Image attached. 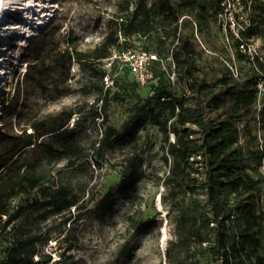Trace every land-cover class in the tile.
<instances>
[{
    "label": "trees",
    "instance_id": "trees-1",
    "mask_svg": "<svg viewBox=\"0 0 264 264\" xmlns=\"http://www.w3.org/2000/svg\"><path fill=\"white\" fill-rule=\"evenodd\" d=\"M225 1L136 0L122 9L114 31L99 44L60 53L82 66L101 64L133 35L149 38L150 76L156 83L144 97L131 88L128 116L104 143L125 148L119 179L90 211L93 218L103 219L117 195L129 193L146 160L139 147L142 131L154 127L161 134V158L167 167L162 178L171 234L166 264H264V104L257 106L264 98V52H245L259 34L258 24L251 17L246 23L238 21L233 33L229 22H219L230 43L208 60L196 48L194 31H186L193 27L209 32ZM249 9L255 10L252 2ZM239 16L233 13L232 19ZM235 61H247L248 71L235 72ZM114 83L102 81L95 87V117L102 124L117 98ZM81 112L62 109L26 123L30 132L24 126L16 141L0 147V264H50L52 255L45 247L61 235L67 237L68 230L60 229L56 236L47 221L76 206L85 194V185L78 196L71 183L58 181L53 173L59 162L69 172L89 164L96 142L85 147L77 135L66 134L69 121L75 116L78 121ZM126 222L134 232L147 223H134L131 215ZM64 258L59 254L53 262L62 264Z\"/></svg>",
    "mask_w": 264,
    "mask_h": 264
},
{
    "label": "rangeland",
    "instance_id": "rangeland-1",
    "mask_svg": "<svg viewBox=\"0 0 264 264\" xmlns=\"http://www.w3.org/2000/svg\"><path fill=\"white\" fill-rule=\"evenodd\" d=\"M135 1L50 0L55 5L54 16L38 34L27 39L24 35L8 33V43L0 40V58H6L4 52L8 51L10 58L6 61L11 62L10 73L0 83V147L16 141L15 137L23 134L26 123L62 109L82 111L78 121L76 116L69 121L66 134L77 135L85 147L96 142L89 150V164L83 168L69 172L62 167L63 162L56 164L53 173H58V181L71 183L78 196L85 185V194L76 206L62 210L47 221V227L56 236L60 229L68 230L65 239L61 235L60 240L55 243L53 239L45 247L44 251L52 255L50 264H54L59 254L65 256L62 264H166L164 251L171 234L166 223L163 202L166 191L162 178L167 167L161 158V134L154 127L147 125L142 131L139 147L146 160L142 174L129 193L117 195L112 211L103 219L93 218L90 211L107 188L119 179L125 148L116 143H104L114 136L128 116L131 88L135 87L144 97L151 93L156 83L150 76L149 38L133 35L113 48L111 56L101 64L94 62L82 66L75 59L66 60V56L60 54L65 49L86 51L99 44L108 31H114L116 17L122 9L131 7ZM244 1L226 0L219 21L212 24L207 33L197 32L193 27L186 29L194 31L196 48L203 59L218 56L225 45L229 46L224 24L219 28V22H229L235 33L238 21L246 23L250 17L258 24L259 34L245 46V52L250 56L262 55L264 0ZM250 2L255 10L249 9ZM236 12L240 15L238 20L232 19ZM15 21L11 18L10 23ZM20 39L27 40L22 50L18 49ZM229 51L233 53L234 48L229 47ZM248 68L247 61L233 64L237 73L244 74ZM102 72L105 74L101 78ZM111 80L115 81L113 91L117 98L110 103L107 123L102 124L101 119L95 117L99 108L94 101L95 87L102 81L110 85ZM258 102L259 107L264 104V98ZM4 107H7L6 112H3ZM25 131L30 132V128L26 127ZM261 171L264 173V166ZM128 215L134 223L139 219L147 223L134 232L127 225Z\"/></svg>",
    "mask_w": 264,
    "mask_h": 264
},
{
    "label": "bare ground",
    "instance_id": "bare-ground-1",
    "mask_svg": "<svg viewBox=\"0 0 264 264\" xmlns=\"http://www.w3.org/2000/svg\"><path fill=\"white\" fill-rule=\"evenodd\" d=\"M54 6L50 0H0V25L4 24V26H0V40L8 43L9 34L24 35L27 39L35 36L40 29L44 28L52 20L55 10ZM15 10H19L22 13L23 21L10 23L9 15ZM24 41L26 42L27 40L20 39L19 50H22ZM4 55L6 58H0V83L6 79V74L10 73V60L6 61V59L10 58L8 51H5Z\"/></svg>",
    "mask_w": 264,
    "mask_h": 264
}]
</instances>
